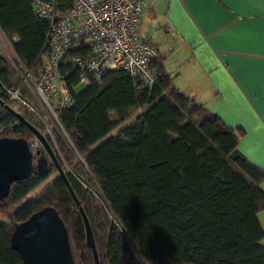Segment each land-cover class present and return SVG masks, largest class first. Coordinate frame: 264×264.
<instances>
[{
  "label": "trees",
  "instance_id": "1",
  "mask_svg": "<svg viewBox=\"0 0 264 264\" xmlns=\"http://www.w3.org/2000/svg\"><path fill=\"white\" fill-rule=\"evenodd\" d=\"M70 1L58 0L60 9ZM0 29L23 67L36 74L49 24L34 14L32 0H0ZM88 55L83 36L71 42L65 57ZM150 65L158 72L152 85L122 68L107 69L101 82L90 84L78 83L83 72L71 61L57 69L59 83L71 94V104L57 109L67 137L56 131L54 140L46 136L77 176L66 172L89 218L100 263L264 264L258 216L264 210V169L240 149L244 127L227 124L180 90L160 53ZM21 81L0 54V98L45 133V123L29 107L43 113L27 84L19 93L25 102L10 98L8 90ZM142 107L109 136L117 126L114 112ZM1 110L0 137L24 136L32 149L39 146L11 111ZM85 174L89 187L79 179ZM48 206L65 221L81 263L94 264L82 215L53 164L13 182L0 200V212H8V221L0 222V264H23L11 244L14 226Z\"/></svg>",
  "mask_w": 264,
  "mask_h": 264
},
{
  "label": "crops",
  "instance_id": "2",
  "mask_svg": "<svg viewBox=\"0 0 264 264\" xmlns=\"http://www.w3.org/2000/svg\"><path fill=\"white\" fill-rule=\"evenodd\" d=\"M145 1L138 32L159 46L175 85L244 127L240 149L264 169V0Z\"/></svg>",
  "mask_w": 264,
  "mask_h": 264
},
{
  "label": "built area",
  "instance_id": "3",
  "mask_svg": "<svg viewBox=\"0 0 264 264\" xmlns=\"http://www.w3.org/2000/svg\"><path fill=\"white\" fill-rule=\"evenodd\" d=\"M32 3L34 14L48 21L49 30L36 74L32 68L23 67L24 80L30 79V89L43 101L40 106L44 113H51L56 122L59 123L57 109L71 104L70 89L62 87L57 79L58 66L67 61L82 69L78 83L101 82L104 72L113 68H122L147 85L156 82L158 72L150 64L159 56L160 48L138 32L141 14L147 6L145 0H71L64 10L58 0H32ZM83 36L90 55L65 57L71 42ZM8 92L10 98L25 102L19 95L20 86ZM72 249L76 264H82Z\"/></svg>",
  "mask_w": 264,
  "mask_h": 264
},
{
  "label": "water",
  "instance_id": "4",
  "mask_svg": "<svg viewBox=\"0 0 264 264\" xmlns=\"http://www.w3.org/2000/svg\"><path fill=\"white\" fill-rule=\"evenodd\" d=\"M0 105L11 111L42 144L32 149L24 136L0 137V200L8 196L13 182L26 178L35 168L49 171L53 164L82 215L86 242L92 250L94 264H101L87 213L47 137L1 98ZM11 244L20 254L23 264H76L67 225L52 206L44 207L28 219L16 223Z\"/></svg>",
  "mask_w": 264,
  "mask_h": 264
},
{
  "label": "rangeland",
  "instance_id": "5",
  "mask_svg": "<svg viewBox=\"0 0 264 264\" xmlns=\"http://www.w3.org/2000/svg\"><path fill=\"white\" fill-rule=\"evenodd\" d=\"M0 54L2 56L6 57V59L10 63V66L13 69H15L17 74H19V76L22 80L21 84L19 86H21L22 84L26 85L29 83L27 86L30 88V79L24 80L26 77L25 69L23 68L21 62H19L17 60V58L13 52L12 45L10 44V42L8 41L6 36L3 35L1 32H0ZM31 75H33L32 72H31ZM84 87L85 86L81 84L78 87H76L75 91L79 92ZM183 91L188 92L186 89H184ZM31 93L33 94L37 104L41 105V102H43V101L40 99V97L34 92V90L33 91L31 90ZM194 100L196 102H198L199 99L197 98ZM29 107H32V106H29ZM34 107H36V106H33L32 108H34ZM143 109L144 108L142 107L139 109H132V110H128V111L120 112V113L114 112L113 118L115 121H117V126L110 132L109 136L116 134L119 131H121V129H123V127L126 124H128L130 121H133L136 118V116L138 115V113H140ZM44 119H45L48 127H50L48 132H50V130H55L56 132H58V133L60 132L62 135H65L67 137V135L60 129L58 122H56L55 118L51 115V113L45 112L44 113ZM71 146H72V144H71ZM71 151L73 152V154L75 155V159H77L79 163L83 162L82 157L73 148L71 149ZM57 155H58V158H59L61 164L63 165V168L65 169V171L73 173L75 175L72 167L63 159V156L61 155V153L59 151L57 152ZM85 175H86L85 177H80L79 179L85 187H89L90 186L88 183L89 176L87 174H85ZM54 177H56V175L49 178L45 183H43L41 186H39L37 189H35L31 195H35V194L39 193L45 186H47L53 180ZM3 221H8V212H0V222H3Z\"/></svg>",
  "mask_w": 264,
  "mask_h": 264
},
{
  "label": "flooded vegetation",
  "instance_id": "6",
  "mask_svg": "<svg viewBox=\"0 0 264 264\" xmlns=\"http://www.w3.org/2000/svg\"><path fill=\"white\" fill-rule=\"evenodd\" d=\"M40 106V105H39ZM30 108H32V107H30ZM40 108H41V106H40ZM35 112H37V114H39L38 113V109H35V108H32ZM41 110L43 111V109L41 108ZM40 115H42L43 116V119L42 118H40L44 123H45V125H46V130H45V133H43L45 136H46V134L47 135H49L53 140H54V133H55V130H50V132H48V130H49V128L50 127H48V125L46 124V121H45V119H44V111H43V113L42 114H40ZM40 117V116H39ZM59 120V119H58ZM58 125L60 126V129L65 133V131H64V129H63V127H62V125H61V123H60V121H59V123H58ZM59 134L63 137V138H65L66 139V136L65 135H62L60 132H59ZM66 134V133H65ZM34 136V135H33ZM47 137V136H46ZM35 139L37 140V142L39 143V146H37L36 148H38V147H40V146H42V144L40 143V141L35 137ZM35 148V149H36ZM55 150V149H54ZM55 152H56V150H55ZM58 152V151H57ZM57 152H56V154H57ZM58 156V155H57ZM65 170V169H64Z\"/></svg>",
  "mask_w": 264,
  "mask_h": 264
},
{
  "label": "bare ground",
  "instance_id": "7",
  "mask_svg": "<svg viewBox=\"0 0 264 264\" xmlns=\"http://www.w3.org/2000/svg\"><path fill=\"white\" fill-rule=\"evenodd\" d=\"M39 61V60H38Z\"/></svg>",
  "mask_w": 264,
  "mask_h": 264
}]
</instances>
